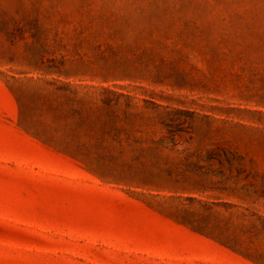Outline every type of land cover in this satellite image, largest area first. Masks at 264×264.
Segmentation results:
<instances>
[{
    "label": "rangeland",
    "instance_id": "rangeland-1",
    "mask_svg": "<svg viewBox=\"0 0 264 264\" xmlns=\"http://www.w3.org/2000/svg\"><path fill=\"white\" fill-rule=\"evenodd\" d=\"M0 264H264V0H0Z\"/></svg>",
    "mask_w": 264,
    "mask_h": 264
}]
</instances>
